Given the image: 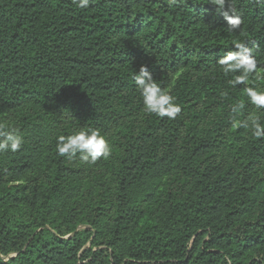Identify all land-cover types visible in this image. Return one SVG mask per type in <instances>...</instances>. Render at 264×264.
I'll return each instance as SVG.
<instances>
[{"label": "trees", "instance_id": "trees-1", "mask_svg": "<svg viewBox=\"0 0 264 264\" xmlns=\"http://www.w3.org/2000/svg\"><path fill=\"white\" fill-rule=\"evenodd\" d=\"M233 3L238 32L210 0H0V123L25 138L0 154V264H264V139L231 128L216 63L243 41L264 65V6ZM141 65L177 119L145 114ZM89 127L110 159L57 155Z\"/></svg>", "mask_w": 264, "mask_h": 264}, {"label": "clouds", "instance_id": "clouds-1", "mask_svg": "<svg viewBox=\"0 0 264 264\" xmlns=\"http://www.w3.org/2000/svg\"><path fill=\"white\" fill-rule=\"evenodd\" d=\"M90 2L91 0H72V3L80 9L88 8ZM167 2L169 6H172L181 0H167ZM254 2L264 6V0H254ZM210 3L217 6V12L223 16L229 32L240 30L243 20L233 0H210ZM216 63L232 89L243 87L245 98L236 99L229 105L231 128L245 129L256 140L264 139V117L259 114L264 112V87L259 86V82L264 80V72L260 71L264 65L259 63L256 47H249L247 42H236L231 50L218 57ZM133 80L145 114L159 118L166 117L169 120H175L181 115L183 106L178 102V98L153 77L147 66L141 65L139 72L133 74ZM220 95L226 97L228 93L221 92ZM248 106H251L253 111L245 114ZM241 116L243 118H240ZM24 143L25 138L19 128L0 123V154L18 152ZM55 148L59 157L68 161L79 160L87 165H96L98 161L108 160L113 154L110 140L100 129L92 127L58 136ZM84 247H88V244L85 243ZM0 255L15 258L18 253L15 250H9L6 254ZM225 259L226 264H231L229 257ZM77 264L82 262L77 259ZM83 264H87V261H83Z\"/></svg>", "mask_w": 264, "mask_h": 264}, {"label": "rangeland", "instance_id": "rangeland-1", "mask_svg": "<svg viewBox=\"0 0 264 264\" xmlns=\"http://www.w3.org/2000/svg\"><path fill=\"white\" fill-rule=\"evenodd\" d=\"M263 81V80H262Z\"/></svg>", "mask_w": 264, "mask_h": 264}]
</instances>
